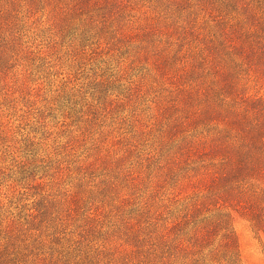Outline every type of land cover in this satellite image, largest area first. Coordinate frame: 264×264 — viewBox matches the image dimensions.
<instances>
[{
	"label": "trees",
	"instance_id": "1",
	"mask_svg": "<svg viewBox=\"0 0 264 264\" xmlns=\"http://www.w3.org/2000/svg\"><path fill=\"white\" fill-rule=\"evenodd\" d=\"M236 218L264 235V0H0V264H242Z\"/></svg>",
	"mask_w": 264,
	"mask_h": 264
},
{
	"label": "rangeland",
	"instance_id": "2",
	"mask_svg": "<svg viewBox=\"0 0 264 264\" xmlns=\"http://www.w3.org/2000/svg\"><path fill=\"white\" fill-rule=\"evenodd\" d=\"M79 74L78 70L75 77H70L72 82L82 80ZM34 78L37 82L35 86L39 85L41 88L51 91L39 92L45 104L43 116L41 117V121L44 120L45 126H40L38 123L32 124L34 117L28 116V121L20 123V131H32L31 134L38 136L39 141L47 137L49 138L47 139L49 143L53 140L52 138H55L58 134H62L64 130L73 129L75 122L70 120L63 121L62 113H66L73 106L70 101L66 102V98H70L72 94H77V92H52L55 88L57 89L62 86L64 81L68 79L66 71L61 68L51 70L50 74L45 72L39 73ZM31 93L34 95L36 92ZM14 124L19 125L16 121H14ZM48 133L49 135H47ZM234 226L238 233L242 264H264V235L256 236L249 229L247 223L240 218H236Z\"/></svg>",
	"mask_w": 264,
	"mask_h": 264
}]
</instances>
